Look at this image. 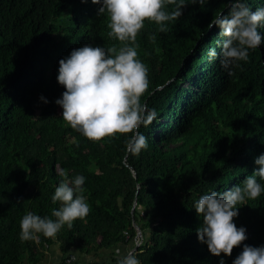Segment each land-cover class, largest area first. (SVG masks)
I'll return each mask as SVG.
<instances>
[{"label":"trees","instance_id":"16d2710c","mask_svg":"<svg viewBox=\"0 0 264 264\" xmlns=\"http://www.w3.org/2000/svg\"><path fill=\"white\" fill-rule=\"evenodd\" d=\"M247 2L253 10L264 6V0ZM227 6L228 0L185 4L165 31L146 20L137 33L149 80L141 99L157 116L139 129L148 147L135 154L126 144L130 133L90 140L54 103L64 91L56 80L59 59L87 43H128L108 36L99 5L0 0V264H45L56 246L64 257L112 252L108 264H115L117 247L134 250L140 264H218L197 240L201 218L193 203L241 183L264 152V44L231 74L207 55L209 48L219 53L221 39L208 24ZM258 31L264 34V27ZM41 94L48 103L38 99ZM76 174L86 178V217L63 226L55 240L40 235L21 241V217L27 211L51 217L59 207L51 201L55 187ZM233 220L246 228L242 244H264V193L240 206ZM240 251L234 246L225 264Z\"/></svg>","mask_w":264,"mask_h":264},{"label":"clouds","instance_id":"9594fccd","mask_svg":"<svg viewBox=\"0 0 264 264\" xmlns=\"http://www.w3.org/2000/svg\"><path fill=\"white\" fill-rule=\"evenodd\" d=\"M98 4L97 15L108 17L109 37L128 42L123 46L105 48L91 43L74 48L58 61L56 80L64 91L54 100L62 111L60 116L74 130L96 141L117 133H130L126 137L129 151L138 154L148 147L146 136L139 131L147 127L157 116L156 110L142 102L149 89L148 69L138 58L135 38L145 21L154 22L165 31L167 22L181 16L185 4L204 6L207 0H91ZM171 4L172 9L166 10ZM215 25L221 38L220 48H209L208 58H218L221 67L229 74L240 62L248 60L250 50L264 44V6L254 10L247 0H228L227 12L212 17L208 27ZM158 86L156 90H159ZM149 94H151L149 92ZM38 99L48 103L41 94ZM254 168L241 183L222 192L212 190L201 194L193 203L195 213L201 218L196 228L197 240L207 246L210 254L219 257L218 264H225L234 246L241 251L231 264H264V244H242L247 239L246 228L233 220L240 206L247 200L264 193V152L254 158ZM65 176L63 170L60 173ZM259 178V179H258ZM85 176L76 174L62 179L51 195V201L59 207L51 209V217L27 211L19 221L21 241H36L42 235L56 239L63 226L72 227L73 221L83 219L89 211L84 195ZM119 204L121 197H117ZM239 205V207H238ZM58 251V248H57ZM223 253V256H221ZM88 259H91L89 257ZM115 264H140L134 250L115 249Z\"/></svg>","mask_w":264,"mask_h":264},{"label":"crops","instance_id":"0c3cea01","mask_svg":"<svg viewBox=\"0 0 264 264\" xmlns=\"http://www.w3.org/2000/svg\"><path fill=\"white\" fill-rule=\"evenodd\" d=\"M56 249L50 250L45 261V264H94V263H104L108 264L111 262L110 257L112 252H101L99 253L98 257L95 256H83L80 255L78 252L73 251L67 257H64L61 254L60 248L57 246ZM58 248V251H57ZM121 249V248H120ZM123 251V249H121ZM91 257V259H88ZM71 259V260H70Z\"/></svg>","mask_w":264,"mask_h":264},{"label":"water","instance_id":"95a60500","mask_svg":"<svg viewBox=\"0 0 264 264\" xmlns=\"http://www.w3.org/2000/svg\"><path fill=\"white\" fill-rule=\"evenodd\" d=\"M135 206H136V204H135ZM135 227H136V225H135ZM136 229L138 231L139 236L141 237L142 235H141L140 230L137 227H136ZM139 247H140V245H137L136 248H135V250H137Z\"/></svg>","mask_w":264,"mask_h":264},{"label":"bare ground","instance_id":"6f19581e","mask_svg":"<svg viewBox=\"0 0 264 264\" xmlns=\"http://www.w3.org/2000/svg\"><path fill=\"white\" fill-rule=\"evenodd\" d=\"M137 236H138V239H141V237H142V236L141 237L139 236L138 231H137ZM137 245H140V242L138 240H137ZM94 264H101V263H94Z\"/></svg>","mask_w":264,"mask_h":264},{"label":"rangeland","instance_id":"374dc122","mask_svg":"<svg viewBox=\"0 0 264 264\" xmlns=\"http://www.w3.org/2000/svg\"><path fill=\"white\" fill-rule=\"evenodd\" d=\"M141 240V239H140ZM136 243H137V240H136ZM57 247V246H56ZM54 249H56L55 247H53V249L52 250H54ZM49 254V253H48Z\"/></svg>","mask_w":264,"mask_h":264}]
</instances>
